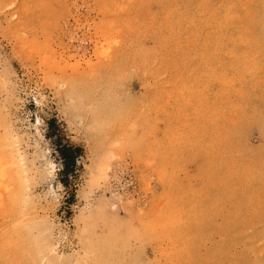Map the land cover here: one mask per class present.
<instances>
[{
    "label": "rangeland",
    "instance_id": "rangeland-1",
    "mask_svg": "<svg viewBox=\"0 0 264 264\" xmlns=\"http://www.w3.org/2000/svg\"><path fill=\"white\" fill-rule=\"evenodd\" d=\"M259 78L264 0H0V264H264Z\"/></svg>",
    "mask_w": 264,
    "mask_h": 264
},
{
    "label": "bare ground",
    "instance_id": "bare-ground-1",
    "mask_svg": "<svg viewBox=\"0 0 264 264\" xmlns=\"http://www.w3.org/2000/svg\"><path fill=\"white\" fill-rule=\"evenodd\" d=\"M255 1H257V0H255ZM223 4H224V3H223ZM178 9H179V8H178ZM261 15H263V14H261ZM251 17H252V16H251ZM183 23H184V22H183ZM228 23H229V22H228ZM232 23H233V21H232ZM176 26H177V24H176ZM244 30H245V29H244ZM214 33H215V32H214ZM231 34H232V33H231ZM223 35H225V34H223ZM219 36H220V35H219ZM216 37H217V36H216ZM224 37H225V36H224ZM234 37H235V35H234ZM239 37H240V36H239ZM232 38H233V36H232ZM213 40H214V39H213ZM218 40H219V38H218ZM222 40H223V39H222ZM233 40H234V39H233ZM230 41H231V40H230ZM249 41H250V40H249ZM226 42H227V41H226ZM250 42H251V41H250ZM259 42H260V41H259ZM200 43H201V42H200ZM254 43H255V41H254ZM254 43H253V44H254ZM256 43H257V42H256ZM221 44H222V43H221ZM206 46H207V45H206ZM258 46H259V45H258ZM171 49H172V48H171ZM217 49H218V48H217ZM254 49H255V48H254ZM259 49H260V48H259ZM169 50H170V49H169ZM250 55H251V54H250ZM254 55H256V54H254ZM250 57L252 58L253 55L250 56ZM245 59H246V61H247V57H246ZM253 60H254V59H253ZM241 62H242V61H241ZM249 62H251V60H250ZM244 63H245V62H244ZM244 63H243V65H244ZM251 64H252V63H251ZM254 66H255V65H254ZM257 66H258V65H257ZM249 67H250V65H249ZM249 67H248V68H249ZM248 68H247V69H248ZM255 70H256V69H255ZM257 71H258V70H257ZM242 73H243V72H242ZM262 73H263V72H262ZM254 74H255V73H254ZM262 75H263V74H262ZM236 77H237V76H236ZM243 78H244V77H243ZM246 78H247V77H246ZM259 79L261 80V78H259ZM259 79H258V80H259ZM247 81H248V79L246 80V84L248 83ZM249 81H250V80H249ZM251 81H252V80H251ZM262 81H263V80H261V82H262ZM232 82H233V81H232ZM255 82H256V81H255ZM204 83H205V82H204ZM250 83H252V82H250ZM256 83H257V82H256ZM259 83H260V82H259ZM263 84H264V81H263ZM263 84H262V85H263ZM247 85H250V84H247ZM252 85H253V83H252ZM252 85H251V86H252ZM245 86H246V85H245ZM258 86H259V85H258ZM263 86H264V85H263ZM246 88H247V87H246ZM248 88H249V87H248ZM253 88H254V87H253ZM244 92H245V91H244ZM259 93H260V92H259ZM246 94H247V92H246ZM257 94H258V93H257ZM263 94H264V93H263ZM249 96H251V95H249ZM249 96H248V98H249ZM252 97H254V94L251 96V98H252ZM244 98H245V97H244ZM261 98H263V97H261ZM258 99H259V98H258ZM249 100H251V99H249ZM261 100H262V99H261ZM259 101H260V100H259ZM252 102H254V101H252ZM240 105H243V104H240ZM248 105H250V102H249ZM256 105H257V104H255L254 106L256 107ZM263 106H264V105H263ZM245 107H246V106H245ZM252 107H253V105H252ZM255 107H253V108H254L253 110H255ZM249 108H251V107H249ZM249 108H248V109H249ZM257 108H258V107H257ZM261 109H262V112H263V111H264V108H261ZM202 110H203V109H202ZM212 111H214V110H212ZM244 111H245V110H244ZM255 113H256V112H255ZM211 115H212V114H211ZM260 115H261V114H260ZM199 117H200V116H199ZM210 117H211V116H210ZM221 117H222V116H221ZM216 119H217V118H216ZM201 120H202V119H201ZM207 120H208V119H207ZM235 120H236V119H235ZM224 121H225V120H224ZM231 121H232V120H231ZM223 125H224V124H223ZM226 125H227V124H226ZM202 126H203V125H202ZM229 126H230V125H229ZM238 126H239V125H238ZM212 127H213V126H212ZM226 127H228V126H226ZM220 129H221V128H220ZM217 131H218V130H217ZM215 132H216V131H215ZM234 132H235V129H234ZM216 135H217V134H216ZM221 135H222V134H221ZM221 135H220V136H221ZM240 138H241V137H240ZM214 139H215V138H214ZM214 139H213V140H214ZM217 139H218V138H217ZM217 139H216V140H217ZM222 139H223V138H222ZM238 143H239V142H238ZM215 146H216V145H215ZM208 148H209V147H208ZM243 149H244V148H243ZM229 154H230V153H229ZM220 155H221V154H220ZM220 155H219V156H220ZM211 156H212V155H211ZM211 156H210V157H211ZM217 156H218V155H217ZM193 157H194V156H193ZM232 157H233V156H232ZM228 158H229V157H228ZM219 159H220V158H219ZM217 161H219V160H217ZM220 161H221V159H220ZM222 162H223V161H222ZM228 163H229V162H228ZM207 164H208V163H207ZM211 166H212V165H211ZM213 166H214V165H213ZM207 167H209V166H207ZM231 168H232V167H231ZM199 172H200V171H199ZM199 172H198V173H199ZM224 172H225V171H224ZM228 172H229V171H228ZM205 173H206V172H205ZM205 175H206V174H205ZM261 175H263V173H262ZM221 176H222V175H221ZM205 177H206V176H205ZM213 177H214V176H213ZM239 177H240V175H239ZM199 179H200V178H199ZM206 179H207V178H206ZM223 179H224V178H223ZM223 179H222V180H223ZM263 179H264V178H263ZM204 182H205V181H204ZM206 182H207V181H206ZM222 182H224V181H222ZM247 182H248V181H247ZM263 182H264V181H263ZM218 183H219V182H218ZM220 183H221V182H220ZM245 183H246V182H245ZM177 184H178V183H177ZM212 185H213V183H212ZM212 185H211V186H212ZM243 185H244V184H243ZM219 186H220V184H219ZM247 186H248V185H247ZM247 186H246V187H247ZM254 186H255V185H254ZM212 187H213V186H212ZM220 187H221V186H220ZM231 187H232V186H231ZM189 188H191V187H189ZM237 188H238V187H237ZM171 189H172V188H171ZM235 189H236V188H235ZM261 189H262V188H261ZM218 190H219V189H218ZM240 190H241V189H240ZM202 191H203V190H202ZM202 191H201V192H202ZM228 191H229V190H228ZM242 191H243V190H242ZM252 191H253V190H252ZM252 191H251V192H252ZM187 192H188V191H187ZM240 192H241V191H240ZM243 192H244V191H243ZM214 193H215V191H214ZM219 193H222V191L219 192ZM193 194H194V193H193ZM204 194H205V193H204ZM237 194H238V193H237ZM241 194H242V193H241ZM235 195H236V194H235ZM197 196H198V195H197ZM246 196H247V195H246ZM254 196H255V195H254ZM198 197H199V196H198ZM202 197H203V194H202ZM207 197H208V196H207ZM263 197H264V196H263ZM217 199H218V198H217ZM202 200H203V199H202ZM209 200H210V199H209ZM255 200H256V199H255ZM263 200H264V199H263ZM171 201H172V200H171ZM200 201H201V200H200ZM213 201H214V200H213ZM169 202H170V201H169ZM195 202H197V201H195ZM262 202H263V201H262ZM185 203H186V202H185ZM197 203H198V202H197ZM209 203H210V202H209ZM170 204H171V203H170ZM238 204H240V203H238ZM171 205H172V204H171ZM197 205H198V204H197ZM217 205H218V204H217ZM189 206H190V205H189ZM208 206H209V205H208ZM230 206H231V205H230ZM233 206H234V205H233ZM241 207H243V206L241 205ZM259 207H260V205H259ZM216 208H217V207H216ZM233 208H235V207H233ZM261 208H262V205H261ZM172 209H173V208H172ZM205 209H206V208H205ZM210 209H211V208H210ZM168 210H169V209H168ZM190 210H191V209H190ZM193 210H194V209H193ZM248 210H249V209H248ZM260 210H261V209H260ZM250 211H251V210H250ZM167 212H168V211H167ZM230 212H231V211H230ZM248 212H249V211H248ZM251 212H252V211H251ZM251 212H250V213H251ZM194 213H195V212H194ZM232 213H233V212H232ZM210 214H211V213H210ZM234 214L236 215V213H234ZM244 214H245V213H244ZM191 215H192V214H191ZM167 217H168V216H167ZM212 217H213V216H212ZM243 217H244V215H243ZM245 217H246V216H245ZM165 218H166V217H165ZM252 218H253V217H252ZM241 219H243V218H241ZM245 219H247V218H245ZM175 220H177V219H175ZM204 220H205V219H204ZM208 220H209V219H208ZM223 220H224V219H223ZM157 222H160V221H155V223H157ZM192 222H193V221H192ZM222 223H223V222H222ZM243 223H244V222H243ZM213 224H214V223H213ZM243 225H244V224H243ZM183 226H184V225H183ZM244 226H245V225H244ZM25 227H26V226H25ZM194 228H195V227H194ZM170 233H171V232H170ZM21 234H22V233H21ZM14 236H16V235H14ZM18 236H19V235H18ZM113 236H114V235H113ZM113 236H111V237H113ZM178 237L180 238L179 235H178ZM237 239H238V238H237ZM169 240H170V239H169ZM12 241H13V240H12ZM111 246H112V244H111ZM31 253H32V252H31ZM36 253H37V252H36ZM34 255H35V254H34ZM34 255H33V256H34ZM102 258H103V257H102Z\"/></svg>",
    "mask_w": 264,
    "mask_h": 264
},
{
    "label": "trees",
    "instance_id": "trees-1",
    "mask_svg": "<svg viewBox=\"0 0 264 264\" xmlns=\"http://www.w3.org/2000/svg\"><path fill=\"white\" fill-rule=\"evenodd\" d=\"M59 151L63 154V157L65 159H69V157H71L72 162H74L75 157H73V155H76L77 153H79L80 149L73 148L71 146H62L61 148H59ZM69 165H71V162H69L68 160L65 161V166L68 167Z\"/></svg>",
    "mask_w": 264,
    "mask_h": 264
},
{
    "label": "snow or ice",
    "instance_id": "snow-or-ice-1",
    "mask_svg": "<svg viewBox=\"0 0 264 264\" xmlns=\"http://www.w3.org/2000/svg\"><path fill=\"white\" fill-rule=\"evenodd\" d=\"M36 104H37V106H39V101H36ZM35 123H36V126H37V127H38L40 124H42V121L40 120L39 115H37V116L35 117ZM55 169H56V165H55V164H51V165L49 166V175H51L52 173H54V172H55ZM56 199L58 200L59 197H56ZM142 254H143V250H142Z\"/></svg>",
    "mask_w": 264,
    "mask_h": 264
}]
</instances>
